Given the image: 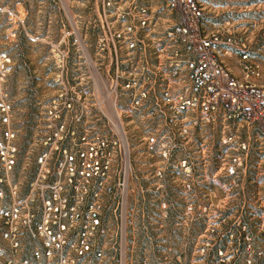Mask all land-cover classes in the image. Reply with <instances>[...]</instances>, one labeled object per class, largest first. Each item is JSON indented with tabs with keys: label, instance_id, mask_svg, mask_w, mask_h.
Segmentation results:
<instances>
[{
	"label": "rangeland",
	"instance_id": "374dc122",
	"mask_svg": "<svg viewBox=\"0 0 264 264\" xmlns=\"http://www.w3.org/2000/svg\"><path fill=\"white\" fill-rule=\"evenodd\" d=\"M201 1L208 34L233 38L232 52L220 57L229 73L244 81L248 65L255 72L249 82L264 88V0ZM97 2L0 0L1 206L38 171L37 143L52 101L62 91L87 105L102 101L91 62L102 59L93 30ZM150 3L157 16L169 13L165 0ZM120 120L131 159L130 250L148 264H264V142L242 158L238 177L226 173L238 153L224 143L246 141L253 123L203 122L184 133L147 130V117L123 113Z\"/></svg>",
	"mask_w": 264,
	"mask_h": 264
},
{
	"label": "built area",
	"instance_id": "2783aa9c",
	"mask_svg": "<svg viewBox=\"0 0 264 264\" xmlns=\"http://www.w3.org/2000/svg\"><path fill=\"white\" fill-rule=\"evenodd\" d=\"M165 2L169 13L157 16L150 0H98L93 30L102 59L91 62L102 101L87 105L62 91L47 108L38 171L0 205V264H148L127 235L131 159L118 125L123 113L149 118L151 131L253 123L246 141L224 143L238 153L226 171L232 178L264 142V88L249 82L250 66L241 81L220 60L232 52V36L208 34L201 0ZM6 166L12 171L14 162Z\"/></svg>",
	"mask_w": 264,
	"mask_h": 264
},
{
	"label": "bare ground",
	"instance_id": "6f19581e",
	"mask_svg": "<svg viewBox=\"0 0 264 264\" xmlns=\"http://www.w3.org/2000/svg\"><path fill=\"white\" fill-rule=\"evenodd\" d=\"M118 125H119V127L121 126L122 127V121L121 120H119V123H118Z\"/></svg>",
	"mask_w": 264,
	"mask_h": 264
}]
</instances>
